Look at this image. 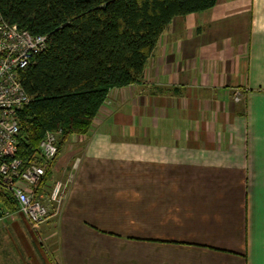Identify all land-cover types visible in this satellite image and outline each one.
<instances>
[{"label":"crops","instance_id":"obj_1","mask_svg":"<svg viewBox=\"0 0 264 264\" xmlns=\"http://www.w3.org/2000/svg\"><path fill=\"white\" fill-rule=\"evenodd\" d=\"M66 140L59 211L0 222V264H264V0L174 16Z\"/></svg>","mask_w":264,"mask_h":264},{"label":"trees","instance_id":"obj_2","mask_svg":"<svg viewBox=\"0 0 264 264\" xmlns=\"http://www.w3.org/2000/svg\"><path fill=\"white\" fill-rule=\"evenodd\" d=\"M215 1L0 0L4 20L46 36L19 74L31 101L20 111L18 156L26 163L47 130L61 129L57 154L69 135L85 133L110 88L140 79L170 20ZM0 202L13 207L4 194Z\"/></svg>","mask_w":264,"mask_h":264},{"label":"built area","instance_id":"obj_3","mask_svg":"<svg viewBox=\"0 0 264 264\" xmlns=\"http://www.w3.org/2000/svg\"><path fill=\"white\" fill-rule=\"evenodd\" d=\"M45 48V35L32 34L0 15V195L13 205L9 208L0 202V220L18 214L31 227L58 212L66 194L65 181L56 180L48 189L43 181L57 155L60 128L45 131L26 163L17 153L20 111L31 101L21 85L20 70ZM233 99L241 101L243 92L235 90Z\"/></svg>","mask_w":264,"mask_h":264},{"label":"rangeland","instance_id":"obj_4","mask_svg":"<svg viewBox=\"0 0 264 264\" xmlns=\"http://www.w3.org/2000/svg\"><path fill=\"white\" fill-rule=\"evenodd\" d=\"M81 134H84V133H81ZM81 134H78V135H81ZM72 135H74V134H72ZM59 136V134L57 135V137ZM67 141V140H66ZM65 141V142H66ZM64 142V143H65ZM73 163H74V161L72 162V164H70V166L68 167V169L66 170V171H64L63 172V174H61V175H57V176H60L61 178H62V180L61 181H65L66 182V187H68V184L70 183V181L72 180V178H73V174H74V169H75V167L76 166H73L72 167V165H73ZM77 164V161L75 162V165ZM60 209V208H59ZM59 209H58V211H59ZM12 219L11 218H3L2 220H0V222H4V224H7V223H9L10 221H11ZM42 224V223H41ZM41 224H39V225H41ZM39 225H37V226H35V227H31V230L33 231V232H35L36 233V230L38 229V227H39Z\"/></svg>","mask_w":264,"mask_h":264}]
</instances>
